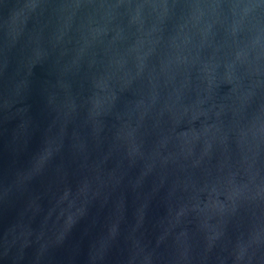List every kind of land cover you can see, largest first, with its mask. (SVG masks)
<instances>
[{
  "label": "water",
  "instance_id": "obj_1",
  "mask_svg": "<svg viewBox=\"0 0 264 264\" xmlns=\"http://www.w3.org/2000/svg\"><path fill=\"white\" fill-rule=\"evenodd\" d=\"M0 264H264V0H0Z\"/></svg>",
  "mask_w": 264,
  "mask_h": 264
}]
</instances>
